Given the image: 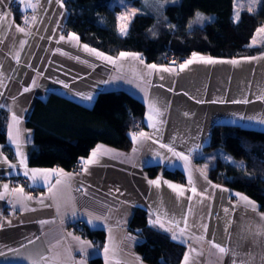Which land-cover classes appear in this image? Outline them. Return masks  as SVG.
<instances>
[{"label":"crops","instance_id":"crops-1","mask_svg":"<svg viewBox=\"0 0 264 264\" xmlns=\"http://www.w3.org/2000/svg\"><path fill=\"white\" fill-rule=\"evenodd\" d=\"M24 12L31 17L20 23L16 15ZM65 16L62 0L0 5V108L8 113L6 143L14 156L0 145V264H90L97 258L146 264L135 253L142 238L128 226L139 209L149 227L185 245L181 264L186 255L187 264H264V214L244 194L208 178L224 132L264 141V50L231 59L198 54L150 68L136 53L109 57L65 33ZM255 39L250 47L263 46L264 32L252 44ZM188 60L193 63L181 70ZM112 91L145 106L130 145L103 140L76 173L29 167L35 146L25 119L37 98L59 94L90 108L99 94ZM150 166L159 167L158 175L147 174ZM172 170L185 180L164 178ZM17 178L37 193L12 189ZM76 225L102 231V246L78 234Z\"/></svg>","mask_w":264,"mask_h":264},{"label":"trees","instance_id":"trees-1","mask_svg":"<svg viewBox=\"0 0 264 264\" xmlns=\"http://www.w3.org/2000/svg\"><path fill=\"white\" fill-rule=\"evenodd\" d=\"M118 1L62 0L66 9L63 30L109 57L133 52L152 65L172 64V59L186 60L198 54L229 59L253 57L264 50V43L250 47L255 32L264 28V0L256 12L240 11L237 21L232 19L233 0H122L138 11L124 35L118 27L117 16L122 9ZM197 13L205 15V21L192 26ZM16 19L22 22L20 15ZM30 109L25 126L33 133L35 149L29 152L27 164L31 168L58 167L68 172L103 140L130 145L134 125L141 122L145 112L144 104L124 91L102 92L90 108L49 93L46 99L37 98ZM7 116V110L0 108V145L13 159L6 143ZM219 146L241 165L216 159L208 178L244 194L264 214V141L235 131L224 132ZM145 170L150 177L160 171L153 166ZM163 176L180 183L185 180L178 170L165 171ZM147 218L143 210H136L128 225L133 234L142 238L135 246L136 255L146 264H181L185 245L149 227ZM82 236L99 247L105 240L102 231L88 228H84ZM90 264H101V260L97 258Z\"/></svg>","mask_w":264,"mask_h":264},{"label":"rangeland","instance_id":"rangeland-1","mask_svg":"<svg viewBox=\"0 0 264 264\" xmlns=\"http://www.w3.org/2000/svg\"><path fill=\"white\" fill-rule=\"evenodd\" d=\"M233 2H234V4H233V11H232V13H233L232 19L234 21H237L238 20V16L240 14V11L245 10V11L250 12V13L251 12H256L258 10L259 6H260L261 0H233ZM117 4L120 7H122L121 12L117 16V18H118V27H119V29H121L122 25H126L127 26V30H128V25H129V22H130L132 16L138 11L135 8L129 7L128 5H126V3L124 1H122V0H119L117 2ZM164 5H165V3H164ZM205 18H206L205 15L197 13L196 19L191 23V25L192 26L202 25L203 22L205 21L204 20ZM259 29H261V28H259ZM127 30H126V32H127ZM120 33H121V31H120ZM261 33L262 32H259L258 30L255 32L256 39L253 40L252 44H255V42L258 41L259 36L261 35ZM122 35H124V34H122ZM213 158L214 159H213L212 162L209 161V162H211V165H214L215 160L218 159V158L223 160V161L227 160V161H229L230 164L235 165V166L236 165H241L240 161L233 160L230 156H228L227 154H225V153H223L221 151L218 154V157H213Z\"/></svg>","mask_w":264,"mask_h":264},{"label":"snow or ice","instance_id":"snow-or-ice-1","mask_svg":"<svg viewBox=\"0 0 264 264\" xmlns=\"http://www.w3.org/2000/svg\"><path fill=\"white\" fill-rule=\"evenodd\" d=\"M5 3V0H0V5H3ZM61 6H63V5H61ZM134 14V13H133ZM18 30H20V31H22L23 29H18ZM126 30H127V26L126 25H122L121 26V29H120V31H121V33L122 34H125L126 33ZM258 31L259 32H264V28H261V29H258ZM73 39H75V37L73 36L72 37ZM61 39H64V37H61ZM98 55H102V54H98ZM128 55H130V54H128V53H124V52H121L120 53V57L121 58H123V57H126V56H128ZM195 58V57H194ZM108 59H110V58H108ZM198 59H200V60H202L204 63H215V62H217V61H214V60H212V59H204L203 57H199ZM232 63H237V61H231ZM191 63H193V60H188L186 63H184V64H181L180 65V68H181V70H183L184 68H186L189 64H191ZM149 67L150 68H155L156 66L155 65H149ZM166 71L168 70V69H165ZM65 87H67V85H65ZM25 91H28V89L26 88L25 89ZM86 99H91V97H86ZM246 102V101H245ZM13 120H16V117L15 116H13ZM261 123H264V121H261ZM139 135H141V136H143L144 134L143 133H140ZM133 139L135 140V136L133 137ZM16 142V140H13V143H15ZM170 151H172V149H169ZM19 154V153H18ZM175 155H177V156H180V158L181 159H187V157L186 156H181V154H179V153H174ZM93 155L95 156V153H93ZM21 163H23V161H21ZM34 172H35V170H33ZM25 175H27V172L25 173ZM33 179H35L36 177H35V175H33V177H32ZM149 183H151V184H158L159 183V181H149ZM171 186V185H170ZM5 187H7V185H5ZM172 187H174V186H172ZM183 193H181V195H182ZM242 199H245V200H247V198L246 197H242ZM225 211H227V209L225 210ZM150 223H153V221H149ZM163 225H161V227H162ZM206 227V226H205ZM177 237L174 235L173 236V239H176ZM213 247H217L218 248V250L221 252V253H224V252H226L227 251V249H225L224 247H221V246H219V245H216V244H213ZM187 261H188V256L186 255L185 256V259H184V264H187Z\"/></svg>","mask_w":264,"mask_h":264},{"label":"built area","instance_id":"built-area-1","mask_svg":"<svg viewBox=\"0 0 264 264\" xmlns=\"http://www.w3.org/2000/svg\"><path fill=\"white\" fill-rule=\"evenodd\" d=\"M31 14L32 13H30V12H24V14L22 15V22H26L31 17ZM182 61H185V60L172 59L171 63L175 65L176 63H179ZM134 127H135L134 133L135 132L139 133L140 130L142 129L141 122H136ZM82 167H83L82 160H78L77 163L73 166L71 171L76 173V172L80 171L82 169ZM26 183H27V181L25 179L17 178V179L11 180L10 186L12 187V189L21 188V189L25 190L27 192V194H30V195L36 194L37 189L34 188L33 186L32 187L26 186ZM74 228L78 234H80V235L83 234L84 228H82V226L76 225V226H74Z\"/></svg>","mask_w":264,"mask_h":264}]
</instances>
